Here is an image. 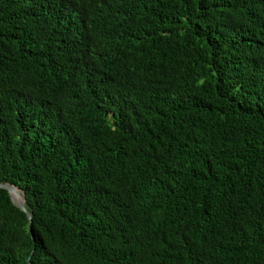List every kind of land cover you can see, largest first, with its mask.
Masks as SVG:
<instances>
[{"label":"trees","instance_id":"1","mask_svg":"<svg viewBox=\"0 0 264 264\" xmlns=\"http://www.w3.org/2000/svg\"><path fill=\"white\" fill-rule=\"evenodd\" d=\"M0 264H264V0H0Z\"/></svg>","mask_w":264,"mask_h":264},{"label":"water","instance_id":"2","mask_svg":"<svg viewBox=\"0 0 264 264\" xmlns=\"http://www.w3.org/2000/svg\"><path fill=\"white\" fill-rule=\"evenodd\" d=\"M0 188H3L8 192L13 204L24 211L27 218L30 220L32 217V213L29 206L27 205V200L23 189L9 182H0ZM19 193L22 195V199L21 196L18 195ZM28 262L29 264H31L29 260Z\"/></svg>","mask_w":264,"mask_h":264},{"label":"bare ground","instance_id":"3","mask_svg":"<svg viewBox=\"0 0 264 264\" xmlns=\"http://www.w3.org/2000/svg\"><path fill=\"white\" fill-rule=\"evenodd\" d=\"M18 195L21 196V199H22V195L20 193ZM14 198H15V196H14Z\"/></svg>","mask_w":264,"mask_h":264}]
</instances>
